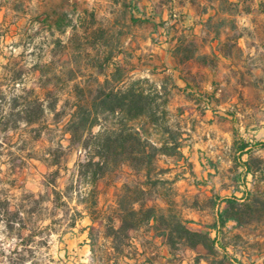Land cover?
I'll use <instances>...</instances> for the list:
<instances>
[{"label":"rangeland","instance_id":"rangeland-1","mask_svg":"<svg viewBox=\"0 0 264 264\" xmlns=\"http://www.w3.org/2000/svg\"><path fill=\"white\" fill-rule=\"evenodd\" d=\"M218 5L210 0H0V189L10 196L13 209L24 194L50 196L53 187L48 182L56 179L62 192L76 182L78 164L88 161V153L72 143L68 124L78 105L94 99L98 83L105 80L103 72L111 74L114 63L128 68L131 63L138 68L132 73L137 78L155 72L153 79L166 85L174 76L168 69L177 68L191 83L190 92L173 89L171 95V102L183 105L172 112L171 125L184 133V146L208 128L200 116L207 124L218 117L222 129L229 131V136L222 135L221 158L203 156L217 169L216 182L211 177L189 182L177 158L161 157L147 183L148 204L166 207L167 198L191 230L209 232L217 210L227 207L223 197L245 188L246 162L254 172L247 180L251 200L246 203L260 201L261 210L255 219L243 218V225L228 223L221 236L229 246L227 253L210 255L203 247L184 246L172 251L151 226H143L131 232L133 247L123 255L113 251L106 234L111 220L120 227V200L130 191L136 194L145 173L137 174L128 165L112 166L97 183L95 221L78 200L70 201L69 211H54L48 203L51 210L37 216L44 219L42 226H49L44 231L47 241L42 243L40 236L25 248L18 227L10 233L0 222V264H264V0H241L239 14L233 16H216ZM211 17L215 19L209 24ZM225 17L227 24L218 36L234 64L210 54L212 37L217 36L213 27ZM244 19L250 26H244ZM241 36H249L256 46L252 52L240 51ZM183 38L195 43L207 60L179 64L171 52ZM37 98L46 111L40 122L30 125L23 119L40 112L25 102ZM179 111L188 116L180 117ZM227 113L234 116L230 123ZM100 130L96 127L93 133ZM247 141L253 149L239 161L236 150ZM56 163L59 166H52ZM75 185L83 193L91 189L87 181ZM75 218L79 220L73 225ZM28 234L23 232L24 237Z\"/></svg>","mask_w":264,"mask_h":264},{"label":"trees","instance_id":"trees-1","mask_svg":"<svg viewBox=\"0 0 264 264\" xmlns=\"http://www.w3.org/2000/svg\"><path fill=\"white\" fill-rule=\"evenodd\" d=\"M210 1H216L219 4L216 16L220 14L233 16L232 13L235 12L239 14L236 9L239 8L241 0H238L239 2ZM214 19V17L209 18L207 23H212ZM226 24V17L218 19L213 27L214 33L218 36ZM171 53L179 64H186L197 59L207 60V55H199L195 43L185 38L173 46ZM225 55L228 56L226 53ZM130 65L131 63H128L130 67L128 68L123 63H114L111 74L103 72L105 80L98 83L94 99L89 104L78 105L68 124L72 143L88 153V161L78 164L75 183L81 187L87 181V184L91 186L89 192L83 193L75 183L65 192L58 191L55 179L48 182V186L53 187L50 196L24 194L13 209L10 196L3 195L0 189V222L10 233L16 230V226L18 227V237L22 239V246L25 248L31 246L40 236L42 243L47 241L48 236L44 231L49 226H42L40 223L44 219L38 220L37 216L51 210L47 207L48 203L52 205L54 211H69L71 210L70 201L78 200L95 221L94 216L98 206V181L112 166L119 168L121 165H128L137 174L144 172L145 182L135 186L136 194L131 195L130 191V194L124 195L120 200L121 225L117 228L111 220L106 234L111 240L113 251L124 255L127 248L133 247L131 232H136L143 226H151L172 251L184 246L192 250L203 247L210 255H217L219 251L227 253L229 246L223 243L221 236L228 223L233 221L243 225V218L255 219L256 214L261 213L258 208L260 201L251 205L246 203L251 200L249 197L244 202L237 198L228 199L227 207L218 214V220L209 227V232L191 230L188 227V221L167 198L165 199L166 207L148 204L147 183L151 181L155 162L161 157L177 158L178 162L184 159V133L171 125L173 115L170 110L171 95L172 90L178 89V86L173 75L168 77L166 85L153 79L156 76L155 72L150 73L149 76L137 78L132 73L138 68ZM25 106L28 108L35 106L40 115L28 114L26 118H21L24 122L32 125L42 120L46 110L41 99L26 101ZM53 106V110H56V105ZM103 121L105 124L102 123ZM96 127L101 128L98 134L93 133ZM156 131L162 133L161 138L156 137L160 135ZM87 133L91 134L89 139L86 138ZM2 145L0 141V164L3 157ZM60 147L63 148L62 145ZM245 148L246 146L243 145L240 149L244 151ZM96 158L99 160L96 161ZM57 165L58 163L52 166ZM246 167L248 173H254L249 163H246ZM59 174V172L54 173V175ZM0 181H2L1 177ZM76 214L79 219L83 218V212L77 211ZM79 219L75 218L73 225H76ZM24 231L29 233L27 237L23 236ZM213 232L216 236H213ZM91 240L92 250L95 252L96 239L91 236Z\"/></svg>","mask_w":264,"mask_h":264},{"label":"crops","instance_id":"crops-1","mask_svg":"<svg viewBox=\"0 0 264 264\" xmlns=\"http://www.w3.org/2000/svg\"><path fill=\"white\" fill-rule=\"evenodd\" d=\"M217 14V11H216ZM244 26L248 27L250 26V21L248 19H244ZM213 42L211 43L210 48V54H212L213 56H216V58L218 59H224L228 62V64H234L233 59L230 56H226L225 53L222 51V46L224 45L225 41H223V39L221 38V36H213L212 37ZM239 41H241L238 46L240 48V51L242 53L245 52H252L253 49L256 47L252 42H250V38L249 36H241L239 38ZM244 42V43H242ZM172 55V54H171ZM201 69L205 72H209V68L205 67V66H201ZM169 72H174V78L176 80L177 86H178V90H181L183 92H190L191 90V83L186 80L184 77H182L181 71H179L177 68L176 69H168ZM176 74V75H175ZM232 102H235L236 99H231ZM180 106H183L181 103L175 102L174 100L171 102L170 108L172 110V112H176V110L178 111V108ZM179 115L182 118H186L188 116V113H181L179 111ZM226 118H227V122L230 123L233 119L234 116L230 113L226 114ZM231 120V121H230ZM199 121L201 124L205 125L206 127H208L207 129H205L203 134H199V139L192 141V145H185L183 148V154H184V159L181 160L180 162H178V167L182 168V170H184V174L183 178H185L187 181H193V180H206L209 177L212 178L211 182H216L218 177H214V175L216 176L217 174V169L215 168V166H211V165H207L206 160L203 158V156H210V158L213 160L214 158H221L220 154H222L223 152V146H221L223 144V134H228L229 136V131L227 130H223L221 127V123L218 120V117L214 118V121L212 123H210V121H208V124L206 123L207 119L206 117H199ZM229 125V124H228ZM226 125H224L225 127ZM188 129H190V124H188ZM190 131V130H188ZM217 132L218 133H213V132ZM194 138H197L196 134H194ZM187 142V141H186ZM245 145L246 148L244 151H242L240 148ZM237 151V156L238 158L240 156H242V158L245 157H249V155L251 154V151L253 149V145L251 143H249L248 141L246 143H244ZM239 161L241 160V158L238 159ZM245 160V159H244ZM187 164V166L185 165ZM245 166H246V162H245ZM245 174H246V181H243L245 188L242 189V192L236 191L234 195H229L227 197H223L226 198V201L228 199H233V197L240 199L241 202L246 201V199L250 196V183L249 181V177H253V173H248L247 172V167L245 168ZM182 177V176H180ZM211 188V190H213L214 192H217L218 189H216V185L212 184V186H209ZM224 202V204L227 205V202ZM226 208V207H224ZM217 210V220H218V214L224 210ZM217 222V221H216ZM213 236H216V233Z\"/></svg>","mask_w":264,"mask_h":264}]
</instances>
